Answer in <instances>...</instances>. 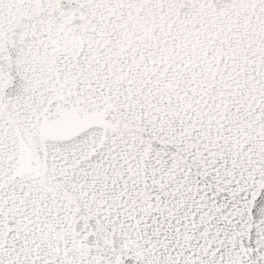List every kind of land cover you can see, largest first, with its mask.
I'll list each match as a JSON object with an SVG mask.
<instances>
[{
	"label": "snow or ice",
	"instance_id": "obj_1",
	"mask_svg": "<svg viewBox=\"0 0 264 264\" xmlns=\"http://www.w3.org/2000/svg\"><path fill=\"white\" fill-rule=\"evenodd\" d=\"M0 264H264V0H0Z\"/></svg>",
	"mask_w": 264,
	"mask_h": 264
}]
</instances>
